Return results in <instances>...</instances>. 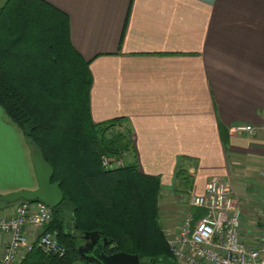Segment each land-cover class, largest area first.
Returning a JSON list of instances; mask_svg holds the SVG:
<instances>
[{
	"label": "crops",
	"instance_id": "1",
	"mask_svg": "<svg viewBox=\"0 0 264 264\" xmlns=\"http://www.w3.org/2000/svg\"><path fill=\"white\" fill-rule=\"evenodd\" d=\"M42 1L67 16L90 62L93 122L114 121L129 134L128 161L159 179L164 234L180 222L182 196L203 194L215 177L251 223L264 189V0ZM4 117L0 107V196L37 188L32 154ZM239 125L254 133L233 132ZM23 202L0 201V216ZM43 231L26 228L28 244ZM6 245L0 235V264Z\"/></svg>",
	"mask_w": 264,
	"mask_h": 264
},
{
	"label": "trees",
	"instance_id": "2",
	"mask_svg": "<svg viewBox=\"0 0 264 264\" xmlns=\"http://www.w3.org/2000/svg\"><path fill=\"white\" fill-rule=\"evenodd\" d=\"M90 62L71 42L67 16L42 0H5L0 8V107L38 146L60 183L63 202L47 231H57L63 259L40 250L22 264H93L79 253L80 235L98 232L106 253L138 255L141 264L169 256L160 221L159 179L136 163L109 170L129 151V134L115 122L95 124L90 113ZM24 201V200H22ZM27 202V201H24ZM33 261V262H32Z\"/></svg>",
	"mask_w": 264,
	"mask_h": 264
},
{
	"label": "built area",
	"instance_id": "3",
	"mask_svg": "<svg viewBox=\"0 0 264 264\" xmlns=\"http://www.w3.org/2000/svg\"><path fill=\"white\" fill-rule=\"evenodd\" d=\"M237 134H253L254 128L239 125ZM105 168L111 169L107 158ZM117 167L122 166L119 162ZM264 180V172L261 173ZM184 211L174 231H165L172 255L181 264H264V189L258 216L245 222L244 213L229 183L210 179L203 194L188 192L181 198ZM52 221V209L42 202H23L11 218L0 216V235L7 238L2 264H17L22 250L39 249L47 256L63 259L66 249L57 231L45 228ZM44 230L28 244L25 229Z\"/></svg>",
	"mask_w": 264,
	"mask_h": 264
},
{
	"label": "water",
	"instance_id": "4",
	"mask_svg": "<svg viewBox=\"0 0 264 264\" xmlns=\"http://www.w3.org/2000/svg\"><path fill=\"white\" fill-rule=\"evenodd\" d=\"M32 163L37 181V188L33 190H20L15 193L0 196L1 202L14 203L21 200L27 202H42L52 210L64 200L60 183H52L53 168L45 161L42 150L32 145ZM80 240L90 242L88 246H81V256L93 264H141L138 255L125 252L106 253L107 239L98 232H87L80 235ZM153 264H181L169 256L152 260Z\"/></svg>",
	"mask_w": 264,
	"mask_h": 264
},
{
	"label": "rangeland",
	"instance_id": "5",
	"mask_svg": "<svg viewBox=\"0 0 264 264\" xmlns=\"http://www.w3.org/2000/svg\"><path fill=\"white\" fill-rule=\"evenodd\" d=\"M5 119L3 120L4 122H6V120H8V123L10 125V128L11 130H15L17 132H19L21 135H20V138L24 141V144H25V147H26V152H27V157H28V160L30 161V154H32V150H31V146H30V143L28 142V140L26 139V137L23 135L22 131L15 125L13 124L9 118L7 117H4ZM130 149V147H129ZM31 150V151H30ZM108 159V161L110 162V164L112 165L113 163L111 162V160L108 158V157H105ZM116 162H120L122 164V166L120 167H125V165L129 164L130 161H128V156H127V152H124V154H121L119 160H117ZM36 189V187L34 188ZM25 190H33V189H25ZM161 215V214H160ZM160 219H161V223L163 226H166L167 224L164 223L163 221V218L162 216H160Z\"/></svg>",
	"mask_w": 264,
	"mask_h": 264
},
{
	"label": "flooded vegetation",
	"instance_id": "6",
	"mask_svg": "<svg viewBox=\"0 0 264 264\" xmlns=\"http://www.w3.org/2000/svg\"><path fill=\"white\" fill-rule=\"evenodd\" d=\"M90 242H86L82 240V245L81 246H88Z\"/></svg>",
	"mask_w": 264,
	"mask_h": 264
}]
</instances>
